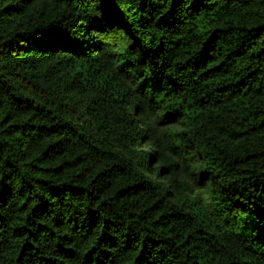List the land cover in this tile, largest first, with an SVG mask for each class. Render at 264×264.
I'll use <instances>...</instances> for the list:
<instances>
[{"label": "trees", "instance_id": "16d2710c", "mask_svg": "<svg viewBox=\"0 0 264 264\" xmlns=\"http://www.w3.org/2000/svg\"><path fill=\"white\" fill-rule=\"evenodd\" d=\"M0 264H264V0H0Z\"/></svg>", "mask_w": 264, "mask_h": 264}, {"label": "clouds", "instance_id": "9594fccd", "mask_svg": "<svg viewBox=\"0 0 264 264\" xmlns=\"http://www.w3.org/2000/svg\"><path fill=\"white\" fill-rule=\"evenodd\" d=\"M138 150H141V149H138ZM142 150L143 151H145V152H149V151H151L148 147H147V145L145 144V145H143V148H142ZM152 179L155 181L156 180V177L155 176H153L152 177Z\"/></svg>", "mask_w": 264, "mask_h": 264}]
</instances>
